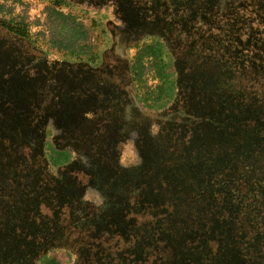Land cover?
I'll list each match as a JSON object with an SVG mask.
<instances>
[{"label":"rangeland","instance_id":"374dc122","mask_svg":"<svg viewBox=\"0 0 264 264\" xmlns=\"http://www.w3.org/2000/svg\"><path fill=\"white\" fill-rule=\"evenodd\" d=\"M115 11L85 2L0 0V264H264V123L215 108L205 114L201 107L194 120L181 118L173 130L170 119L182 116L194 99L180 88L188 74L177 70L166 45L160 61L167 77L157 76L151 57L136 68L149 38L124 45L119 56L112 53V30L122 27ZM236 19L234 38L245 31L247 41L250 31ZM218 26L213 29L224 34L226 24ZM17 28L27 41L10 32ZM237 40L235 63L262 68L243 70L250 71L244 81L264 87V49L258 50L254 34L247 43ZM249 46L251 57L239 62ZM105 64H114L116 80L132 90L131 105L96 89L104 83L92 73ZM219 89L207 91L217 98ZM229 150L249 159L246 183ZM191 152L207 158L191 164ZM205 166L225 168L219 176L196 171ZM154 181L167 196L151 190ZM241 183L251 195H234ZM136 193L138 201L130 198ZM204 198L223 200L226 216L217 203L200 202ZM238 207L250 219L234 218Z\"/></svg>","mask_w":264,"mask_h":264},{"label":"trees","instance_id":"16d2710c","mask_svg":"<svg viewBox=\"0 0 264 264\" xmlns=\"http://www.w3.org/2000/svg\"><path fill=\"white\" fill-rule=\"evenodd\" d=\"M53 3L57 5L68 4V3H79L85 2L93 6H102V5H113L116 9L115 14L117 19L122 22L121 28H115V37L116 39L125 42L124 44H137L140 40L149 38L151 44L145 46L141 53H138L136 57V68L140 69L141 61L143 57H151L154 60V67L156 68L157 76L162 79L167 77L165 70L167 67L161 62L160 58L163 54V47L166 45L167 48L175 55V65L177 70L186 71L188 74L186 80L180 84V88L184 90V93L188 97H193L195 100H188L186 108L189 110V104L192 103L195 107L190 111L191 120H194L195 108L200 109L202 107V112L205 114L209 113V108H215L217 111H220L222 115L229 116L234 119L241 117H248L251 124L254 122L261 121L264 123V100L261 95L264 94V87H260V82L255 79L253 81L246 82L244 79L246 76L250 75L251 70H262V68L249 67V64L246 66H239L235 63V48L236 40L234 38L235 30L239 27V20L236 17L242 20L248 30L250 31L247 41L250 40V35L254 34L259 46L258 50L264 49V42H260L258 36L264 37V0H52ZM156 5V6H155ZM176 10L173 12L172 10ZM220 12V15L218 16ZM161 13V14H160ZM162 13L166 15L162 16ZM221 13H224V16L221 18ZM224 23L227 26V30L222 35H218L216 30L220 25ZM243 30V29H242ZM241 31V30H240ZM263 31V32H262ZM13 35L17 36L20 39L27 41L26 32L21 28L10 31ZM190 32V33H189ZM241 31L240 39L237 41H242L247 43L243 39V33ZM189 33V34H188ZM239 33V32H237ZM82 35V33H78ZM258 35V36H257ZM264 41V40H262ZM190 45L187 47V44ZM253 44V43H252ZM187 47V48H186ZM179 49H186L185 52H178ZM253 46H249L247 53H240L239 56L242 60L246 61L247 58L251 57L249 50H252ZM241 49H243L241 47ZM239 58V59H240ZM160 61V62H159ZM171 61L167 66L171 67ZM173 62V61H172ZM258 62V61H257ZM166 67V68H165ZM250 70V71H243ZM135 74L136 70H133ZM141 74L140 70H137ZM247 74V75H246ZM138 75V74H136ZM182 78L185 75H181ZM183 80V79H182ZM252 82L256 83V87L253 86L252 89H249L248 86ZM215 84V85H214ZM169 86L168 84H166ZM215 87L216 90L219 89L218 97L216 98V92L210 93L208 89ZM159 93L163 91L162 86L159 87ZM215 90V91H216ZM215 96V102H213ZM213 102V105H209ZM194 103V104H193ZM242 103V104H241ZM207 104V105H205ZM252 105V106H250ZM237 107V111H236ZM197 112V111H196ZM200 114V112H198ZM257 120V121H255ZM232 126V124L230 125ZM229 126V127H230ZM188 127V126H187ZM187 127L185 129H187ZM229 133L231 131L228 130ZM194 133V132H193ZM191 135V132H190ZM189 135V136H190ZM198 142L193 145L194 149L198 151L201 147ZM226 145V142H225ZM264 146V145H263ZM225 148V146H224ZM216 149V148H215ZM217 150V149H216ZM181 154L189 151V149L183 150ZM193 152V151H192ZM192 152L188 155L192 156ZM218 153L212 152L211 157H216L214 154ZM229 153L233 156L231 161L233 165L236 166V175L242 177V182L246 183L250 180L248 174L249 167L247 163L249 159L244 157L243 152ZM192 156L189 158V163L196 164L202 158V156ZM173 159V158H172ZM194 160V161H193ZM174 163L180 161L179 159H173ZM168 164H173L168 160ZM217 166V165H215ZM214 166V167H215ZM221 166V165H220ZM209 167H204L201 169L197 167L196 171L203 174L217 173L219 176V171L224 169L222 167L219 170L213 168L208 169ZM206 172H205V171ZM203 171V172H202ZM224 176V175H223ZM189 179H192L190 176ZM188 180V179H187ZM189 181V180H188ZM220 184L227 185L226 181H221ZM151 186L153 190L161 193V195L167 196V191L163 192L162 187L158 184V181ZM239 189L234 192L235 196L239 195H251L252 190L247 185H239ZM237 187V188H238ZM246 187V189H245ZM261 195L264 196V182L261 186ZM163 192V193H162ZM167 198V197H166ZM207 201V204L214 205L217 203L221 207L220 213L226 216L227 210L222 207L224 203L220 198H215L208 201L207 198L200 200V202ZM262 210L264 212V201L263 197L261 200ZM208 208V209H207ZM204 208V211H211L210 207ZM254 210L261 215L259 207H254ZM237 212V213H236ZM232 214L236 219L247 220L250 217L246 216V209L237 208V211ZM208 213V212H207ZM211 212H209L210 214ZM210 222L207 221V224ZM249 226H257L256 221L248 222ZM219 226L222 228L225 224L219 223ZM244 227L245 223H244ZM243 228V227H242ZM211 247H214L211 245Z\"/></svg>","mask_w":264,"mask_h":264},{"label":"flooded vegetation","instance_id":"af4514ba","mask_svg":"<svg viewBox=\"0 0 264 264\" xmlns=\"http://www.w3.org/2000/svg\"><path fill=\"white\" fill-rule=\"evenodd\" d=\"M112 37H113V42L111 44L110 50H111L112 53L114 52L117 56H119L120 52L123 50V46L126 45V44H124L125 42L122 41L123 39H121L119 41H118V39H116L114 30H112ZM20 40L23 41L24 39H20ZM18 46L19 47L17 49H22L23 46H24L23 42L19 41ZM28 51H30V50H25V51L19 52L18 55H22L23 53H26ZM119 59L120 58H118V60ZM90 60H92V57H90ZM97 66H92V67H95L94 69L91 68V67L80 66L79 70H88V69L96 70ZM114 68H115L114 64H105L104 70H97L96 72L92 73L95 77H97L96 80H100L101 83H104V87H101V88L100 87H96V89L99 90V92H101L103 94H106L107 96H111L112 93H117L118 96L120 95V96H122L124 98L123 99V104L127 103V104L131 105L132 102H133V95H132L133 92H132V90H131V92L128 91V86H126L125 83L123 84L119 80H116ZM129 70H131V72L133 71L132 68H130ZM129 70H128V72H129ZM190 111H191L190 109L189 110L187 109V111L183 112L182 116L178 115L177 117H175V118L172 117L170 119V125L173 128V130L174 129H178L179 127H181L180 126V122H179V120L181 118L192 117V116H190ZM134 112H135V110L132 113H134ZM186 127L187 126H184V128H186ZM151 190L154 191L152 186H151ZM154 192H155V194L158 195V192H156V191H154ZM162 196H165V195H162ZM133 197H135L137 199V201L140 199V195H138L137 193L134 196H130V198H133ZM156 199H157L156 202L158 203L159 198H156ZM134 204H135V202H134ZM154 205H155V202L154 203H150L149 208L150 209H154V207H153ZM163 213H168V212H163ZM0 252H1V248H0Z\"/></svg>","mask_w":264,"mask_h":264}]
</instances>
